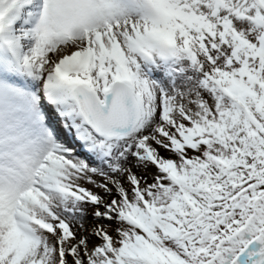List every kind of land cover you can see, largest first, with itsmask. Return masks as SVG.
Returning a JSON list of instances; mask_svg holds the SVG:
<instances>
[{"label":"snow or ice","instance_id":"snow-or-ice-1","mask_svg":"<svg viewBox=\"0 0 264 264\" xmlns=\"http://www.w3.org/2000/svg\"><path fill=\"white\" fill-rule=\"evenodd\" d=\"M0 264H264V0H0Z\"/></svg>","mask_w":264,"mask_h":264}]
</instances>
